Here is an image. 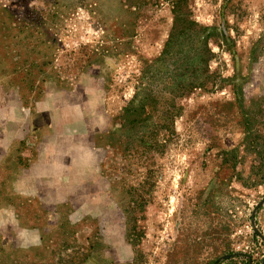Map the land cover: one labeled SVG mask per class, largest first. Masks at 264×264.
<instances>
[{
    "label": "rangeland",
    "instance_id": "1",
    "mask_svg": "<svg viewBox=\"0 0 264 264\" xmlns=\"http://www.w3.org/2000/svg\"><path fill=\"white\" fill-rule=\"evenodd\" d=\"M189 9L0 0V264H264V0Z\"/></svg>",
    "mask_w": 264,
    "mask_h": 264
},
{
    "label": "trees",
    "instance_id": "2",
    "mask_svg": "<svg viewBox=\"0 0 264 264\" xmlns=\"http://www.w3.org/2000/svg\"><path fill=\"white\" fill-rule=\"evenodd\" d=\"M172 6V13L174 15V24L172 27V31L169 37V40L166 44L165 51L163 54L168 52V49L170 46H172L179 38H183L184 41L190 40L191 37L198 36L202 32L205 33L206 30H208V27H202L200 26L196 21H193L191 19L192 13L191 10L189 9V0H167ZM209 37V34L207 35L206 38ZM206 47V62H209L211 60V57H213L214 53L211 51V49L208 47V45H205ZM209 78V77H208ZM208 84L210 83L209 80ZM207 81L205 84H207ZM215 84V83H214ZM251 124L250 121L245 122V137L244 141L242 143L243 147L246 150H250L254 152L255 155L258 154V149H259V142H258V137L256 135H252L251 129L249 125ZM233 154V155H232ZM232 155L233 156V166H236L238 160H236L237 156L235 152H222L220 156H222L223 160L225 159L226 156ZM225 161V160H224ZM260 161V159H254V163ZM231 163V164H232ZM258 165H254L253 168L255 169H262L263 165H261L260 162H258Z\"/></svg>",
    "mask_w": 264,
    "mask_h": 264
}]
</instances>
